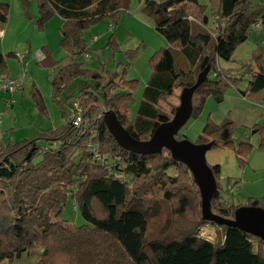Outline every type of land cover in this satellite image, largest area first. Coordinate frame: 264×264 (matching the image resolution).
<instances>
[{
    "label": "trees",
    "instance_id": "1",
    "mask_svg": "<svg viewBox=\"0 0 264 264\" xmlns=\"http://www.w3.org/2000/svg\"><path fill=\"white\" fill-rule=\"evenodd\" d=\"M36 1L39 30L54 15L63 20L59 45L69 62L58 67L50 84L51 100L59 106L64 122L33 138L0 142V263L39 247L38 264H264L262 239L202 218L199 188L185 164L165 148L156 154L125 149L103 120L104 113L112 111L134 139L146 141L158 125L172 119L182 90L193 86L202 73L203 81L192 95L190 118L200 116L208 97L221 103L228 88L243 96L263 90L261 54L237 69H222L217 63L230 60L252 25L264 18V3L142 0L141 13L152 20L168 45L148 59L150 76L131 118L129 104L137 81L107 70L104 63L90 69L74 60L90 48L84 32L102 19L117 27L128 0ZM8 8L0 1V23L7 22ZM210 21L214 26L209 28ZM106 45L113 52L119 50L113 33ZM41 53L39 65L54 69L59 64L46 46ZM123 53L127 58L133 54ZM13 56L11 51L0 53V76L9 77L6 60ZM244 75L248 81L242 91L238 76ZM30 93L36 108L44 112ZM75 102L81 107L78 125L69 120ZM237 125L228 114L220 123L208 117L194 144L231 149L244 165L251 145L234 142ZM250 130L258 133V147L264 150V123ZM175 137L186 139L178 133ZM208 165L217 181L219 165ZM68 198L84 220L81 225L62 216ZM222 201L217 185L210 209L225 219H232L235 209L243 206H223ZM246 206L264 209L254 196ZM206 225L216 230L213 241L199 236Z\"/></svg>",
    "mask_w": 264,
    "mask_h": 264
},
{
    "label": "rangeland",
    "instance_id": "2",
    "mask_svg": "<svg viewBox=\"0 0 264 264\" xmlns=\"http://www.w3.org/2000/svg\"><path fill=\"white\" fill-rule=\"evenodd\" d=\"M1 2L9 4L8 19L11 17L10 23L7 26H0L7 29L5 37L0 38V53L12 50L14 58H10L8 66L15 75L25 74V81L22 84V90L13 95L14 104L6 108V101L11 96L9 93L0 92V142H7L8 140L18 141L24 138H33L39 131L53 126H57L64 122L61 117L59 106L51 100V80L55 71L61 64L69 62L66 58L64 50L60 47L59 41L61 38L60 27L63 20L54 15L48 20L43 30H39L36 26V19L38 17V6L36 0H0ZM201 4L207 3V0H199ZM253 4L264 3V0H251ZM142 0H128V8L126 12H122L118 22V26L110 27L109 19H102L93 24L84 32V39L89 45L88 54L90 58H86L85 54L76 56L75 61L82 62L84 67L93 69L105 64L109 71H117L123 73L126 80H136L133 90V102L129 104L130 117L135 116L137 105L142 96L143 88L150 76V68L148 66V59L161 47L168 45L165 38L154 28L151 19L144 16L141 11ZM21 19H24L21 21ZM8 21V20H7ZM260 21L259 27L252 30L248 34V38L239 45L232 54L230 60H218V66L222 69H237L243 64L250 61L254 54H261L264 59V18L258 19L254 24ZM212 21L209 22L208 27L214 26ZM253 24V25H254ZM114 34V40L118 44L119 50L113 52L110 47L106 45L109 35ZM95 37L94 42L90 39ZM46 46L52 60L59 62L54 69L45 68L37 63L39 60L38 52L41 53V47ZM132 51V58L125 57L124 51ZM23 57L22 62L17 56ZM16 55V56H15ZM7 64V60H6ZM238 89L244 91L247 87L248 76H238ZM233 91L236 88H228ZM36 96V100L45 108L44 112H40L35 104L30 92ZM227 89L224 91V96ZM239 93V92H238ZM253 95H261V92L247 93L248 99H252ZM256 97V96H255ZM259 97V96H257ZM208 99V98H207ZM214 100V98L212 97ZM224 99V98H223ZM261 99V98H260ZM207 101V100H206ZM215 102V100H214ZM264 102V98H263ZM216 104H219L215 102ZM222 103V102H221ZM230 118L231 114L227 113ZM232 119V118H231ZM233 120V119H232ZM234 121V120H233ZM237 123L236 121H234ZM197 121L190 118L178 131V136L184 135L187 140L192 143L196 142L198 134L201 129ZM264 123V121L259 122ZM237 127L233 129L232 138L234 142L247 141L251 148L247 152L246 162L241 164L234 155L235 169L246 170V178L244 179V189H239L230 198L229 203L242 204L246 206L248 198L258 192L261 194L264 191V182L261 184L252 183L250 173L264 174V150L258 147L259 135L254 130L248 127H242L237 123ZM203 127V126H202ZM238 128H246L248 132L237 130ZM254 132V133H253ZM216 149H210L214 151ZM208 163V161H207ZM209 164V163H208ZM211 165V164H210ZM173 171H169L172 174ZM261 180V178H258ZM228 181H237L238 184L242 182L241 179H236L233 176L225 178L219 177L216 181L221 194L224 196L225 188ZM264 194V193H263ZM255 197V196H254ZM259 201L261 197L256 196ZM62 216L66 220L72 222L74 225H81L84 220L79 214L78 208L72 198H68L64 205ZM207 231L211 234V241L214 240L216 230L213 226H205ZM41 248H32L29 252H24L18 258L13 260H3L0 264H38L41 254Z\"/></svg>",
    "mask_w": 264,
    "mask_h": 264
},
{
    "label": "water",
    "instance_id": "3",
    "mask_svg": "<svg viewBox=\"0 0 264 264\" xmlns=\"http://www.w3.org/2000/svg\"><path fill=\"white\" fill-rule=\"evenodd\" d=\"M202 73L196 83L182 90L180 104L175 109L172 119L158 125L146 141L134 139L119 123L112 111L103 115L104 123L117 143L129 151L138 154H156L163 148L169 150L173 159L185 164L199 188L201 197V212L204 220L217 225L238 227L250 232L264 241V209L256 206H241L235 209L232 219H225L212 213L210 201L216 190V180L204 154L210 149V144L196 145L187 139H176L179 129L189 120L192 111V95L203 81Z\"/></svg>",
    "mask_w": 264,
    "mask_h": 264
},
{
    "label": "crops",
    "instance_id": "4",
    "mask_svg": "<svg viewBox=\"0 0 264 264\" xmlns=\"http://www.w3.org/2000/svg\"><path fill=\"white\" fill-rule=\"evenodd\" d=\"M12 17V16H11ZM11 17L9 16V19L5 23H0V26H7L8 22L10 23ZM24 19H21V21ZM25 21V20H24ZM263 23V22H262ZM261 23V25H262ZM257 27L256 29L261 28ZM0 29L3 30V36L0 38H3L7 34V29L4 27H0ZM93 38L90 39V42H92ZM13 52L12 50H9L7 52ZM6 53V52H2ZM14 58V56H13ZM7 60V67L10 70L9 77L15 76V74L12 72L10 67L8 66ZM261 95H253L252 99H248L247 96H243L237 91H233L232 89H227L224 99L222 103L216 104L212 97H208L205 106L198 118H196L197 121H200L198 123L199 128L204 125L206 119L209 117L212 119L215 123H220L223 121V119L226 117L227 113L229 112L231 114V118L242 125V127H252L254 124H257L259 122L264 121V89L260 91ZM256 96V97H255ZM259 96V97H257ZM261 98V99H260ZM200 128V129H201ZM237 130H240L242 132H248L246 128H238ZM206 162L208 161L211 165H219L220 167V177L225 178L228 176H233L236 179H241L242 182L240 184H235L237 186V190L244 189L245 184L247 182L244 181L246 178V170H241V172L234 168V155L232 151L230 150H222V149H216L214 151L207 150L204 154ZM252 183L257 184L259 181L261 184L264 182V174H255L250 173ZM258 178H261L258 179ZM231 184V183H227ZM232 184H234L232 182ZM264 191L261 194L255 193L252 194V196H258L261 197V200H264Z\"/></svg>",
    "mask_w": 264,
    "mask_h": 264
},
{
    "label": "built area",
    "instance_id": "5",
    "mask_svg": "<svg viewBox=\"0 0 264 264\" xmlns=\"http://www.w3.org/2000/svg\"><path fill=\"white\" fill-rule=\"evenodd\" d=\"M260 21H258L256 24L252 25V27L257 28L259 27ZM216 25V24H215ZM3 36V30L0 29V37ZM96 40L95 37L91 40L94 42ZM39 59L43 58L42 53L38 52ZM26 52L21 56H17L18 59L22 62L23 57H25ZM16 56V55H15ZM86 58H90V55L88 53L85 54ZM25 81V74H19L15 75L13 77H2L0 76V92L2 93H9L11 96L6 101V108L11 107L15 100L14 96L15 94H18L22 90V84ZM1 118V116H0ZM69 120L72 122L73 125H78L81 121V107L79 103L75 102L73 103L71 109H70V117ZM237 191V186L235 184H227L225 188V194L223 196V206H227L229 204L230 198ZM207 226V225H206ZM211 234L214 235V233L207 231L206 227L203 226L199 230V236L206 239L211 240Z\"/></svg>",
    "mask_w": 264,
    "mask_h": 264
}]
</instances>
